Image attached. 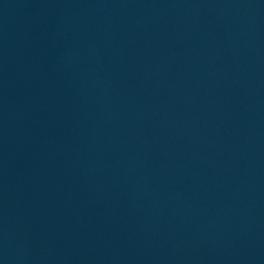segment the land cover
<instances>
[{
  "label": "water",
  "instance_id": "1",
  "mask_svg": "<svg viewBox=\"0 0 264 264\" xmlns=\"http://www.w3.org/2000/svg\"><path fill=\"white\" fill-rule=\"evenodd\" d=\"M0 264H264V0H0Z\"/></svg>",
  "mask_w": 264,
  "mask_h": 264
}]
</instances>
